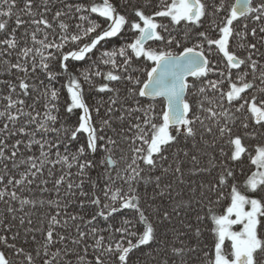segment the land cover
<instances>
[{
	"label": "snow or ice",
	"instance_id": "1",
	"mask_svg": "<svg viewBox=\"0 0 264 264\" xmlns=\"http://www.w3.org/2000/svg\"><path fill=\"white\" fill-rule=\"evenodd\" d=\"M261 49L264 0H0V264H264Z\"/></svg>",
	"mask_w": 264,
	"mask_h": 264
},
{
	"label": "trees",
	"instance_id": "2",
	"mask_svg": "<svg viewBox=\"0 0 264 264\" xmlns=\"http://www.w3.org/2000/svg\"><path fill=\"white\" fill-rule=\"evenodd\" d=\"M73 2H74V0H73ZM97 2H100V0H97ZM116 2H117V3H120L121 0H116ZM91 18H92V19L99 20L100 22H103V18L98 17L97 14H92ZM127 35H131V34H130V33H127ZM123 42H124L123 39H120V38H112V41H111V45H110V47H118L119 44H121V43H123ZM261 50L264 51V49H261ZM99 56H100V52H99V51H96V52H95V55L92 57V59H97ZM262 62H264V61H262ZM73 63L75 64V67H76L77 70H82L84 67L87 66L88 63H90V61H85V62H73ZM150 63H151V62H148V64H150ZM135 67H138V68H141V69H142L143 67H145V65L142 64V63H137V64L135 65ZM103 70H106V69H103ZM3 78H7V77L0 75V79H3ZM212 78L215 79V78H217V77H216V76H212ZM61 84H66V81L61 80V81L57 82V83H56V87H60ZM66 98H67V92H66V87H65V88L62 89V99H66ZM144 102L146 103L147 100L145 99ZM160 107H161V105H160L159 103H157V110H159ZM0 108H2V103H0ZM61 115H62V117H63V108L61 109ZM68 123H69V124H74V123H75V116H73V117L68 121ZM49 138H51V137H49ZM79 142L82 143L83 140L81 139ZM67 147H68L71 151L74 152V151L76 150V148L78 147V143H77V142H72L71 144L67 145ZM35 151H36V150L33 149V152H35ZM60 151H61V152L64 151V147H63V146L60 147ZM36 154L38 155V152H37ZM21 170H23V166L21 167ZM73 172H75V169H73ZM57 173H59V168L57 169ZM96 175H97V173L94 171V172L92 173V176L95 177ZM51 179H52V178L49 177V180H50L49 188H51ZM73 179H75V177H73ZM85 190H88V186H87V185H86V187H85ZM61 192L63 193V189H61ZM51 195L54 197V196H55V193L52 192ZM0 207H2V205H0ZM69 210H70V211H74V210H76V209H75V206H73V208H71V209H69ZM92 211H94V209H93L91 206H89L88 208L84 209V212H85L86 214H87V213H90V212H92ZM132 215H133V213L131 212V210H127V209L123 210L122 213L120 214V216H126V217H131ZM118 218H119V217H118ZM107 223H108V222H104L103 220L100 221V224H101L102 227H106V226H107ZM39 238H40V237L38 236V239H39ZM201 239H202V241H204L205 243H207V242L210 241L211 237H210V235H209L207 232H205L204 235L201 237ZM137 255H139V253H137Z\"/></svg>",
	"mask_w": 264,
	"mask_h": 264
},
{
	"label": "rangeland",
	"instance_id": "3",
	"mask_svg": "<svg viewBox=\"0 0 264 264\" xmlns=\"http://www.w3.org/2000/svg\"><path fill=\"white\" fill-rule=\"evenodd\" d=\"M227 243V242H226Z\"/></svg>",
	"mask_w": 264,
	"mask_h": 264
}]
</instances>
